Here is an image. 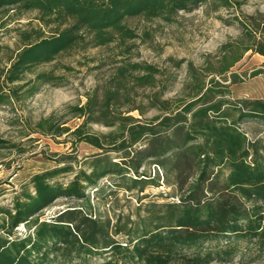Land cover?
Returning <instances> with one entry per match:
<instances>
[{
  "label": "trees",
  "instance_id": "trees-1",
  "mask_svg": "<svg viewBox=\"0 0 264 264\" xmlns=\"http://www.w3.org/2000/svg\"><path fill=\"white\" fill-rule=\"evenodd\" d=\"M232 1L0 0V12L9 7L37 10L45 25L65 23L48 36L34 30L31 39L29 32L23 33L24 44L6 74L8 83L21 81L33 66L73 48L115 41L124 57L100 103L95 88L84 104L69 107L73 116L83 119L72 130L55 126L51 117L37 122L41 134L69 132L73 141L88 142L102 152L88 162V171L80 169L67 183L51 178L68 167L33 174L28 182L32 190L23 187L11 207H0V264H89L94 257L100 258L97 264H210L264 257V138L250 140L238 125L245 119L264 120V99L233 100L229 89L230 83L242 81L230 69L245 52L264 55V20L243 16L239 37L222 44L212 59L207 56L200 69L190 62L182 96H163L166 85L155 65L124 62L138 37L125 24L127 18L170 21L178 11L210 2L240 5ZM53 79L44 71L35 75L38 82ZM129 85L151 88L147 99L149 108L156 109L154 115L129 114L144 113L140 106H130ZM9 91H0V105L16 95V88ZM99 121L111 129L103 135L86 130L89 122ZM7 147L9 142L0 138V149ZM148 161L162 171L164 184L172 187L177 200L143 204V197L136 195L139 204L132 214L108 216L91 206L85 211L81 201L86 189L107 175L129 177L126 190L139 193L147 184L159 185L158 175L139 172ZM59 197L76 202L50 220H40L41 211ZM19 225L24 233L17 231Z\"/></svg>",
  "mask_w": 264,
  "mask_h": 264
},
{
  "label": "rangeland",
  "instance_id": "rangeland-1",
  "mask_svg": "<svg viewBox=\"0 0 264 264\" xmlns=\"http://www.w3.org/2000/svg\"><path fill=\"white\" fill-rule=\"evenodd\" d=\"M235 1L240 2V5L232 3L224 7L218 2H210L191 11L181 10L173 14L170 21L161 17L127 18L125 24L138 37L132 41L130 53L126 54L127 59L123 61H144L155 65L161 70L158 77L166 85L163 96H182L190 62L196 70L200 69L207 56L212 59L222 44L239 37L242 29L240 20L246 22L243 16L253 15L257 20H264V0ZM38 15L37 10H21L16 7L0 12V91L10 92L9 88H16V95L10 103L0 105V138L11 145L0 149V207H11L23 187L32 190L28 182L33 174L68 167V171L51 178L52 182L67 183L80 169L88 171V162L102 150L85 141H73L69 132L60 136L41 134L36 131V124L43 118L51 117L55 126L61 124L72 130L83 119L73 116L69 107L84 104L87 94L95 88V101L100 103L117 66L123 64L121 61L124 57L120 55L123 47L114 41L107 45L73 48L62 52L50 62L33 66L30 72L22 75L21 81L8 83L6 74L24 44L23 33L29 32L31 39H34V30L48 36L55 29L65 26V23L57 25L56 22L45 25L38 19ZM177 61H181L179 65H176ZM230 70L242 79L230 83V97L233 100L264 99V55L247 51ZM255 70L261 72L252 75ZM42 71L50 73L54 79L49 82L35 81V75ZM31 86L34 89L29 91ZM128 92L130 106H140L144 112L140 115L137 110L131 111V116L148 118L156 113L155 108L148 106L147 96L151 88L129 85ZM238 125L250 140L264 138V120L245 119ZM110 129L103 121L86 125V130L98 135ZM104 142H108L107 139ZM140 143L142 146L143 142ZM116 154L108 152L110 157ZM139 172L154 178L158 175L159 185L147 184L143 192L139 193L126 190L129 177L120 179L117 175H107L98 181L95 188L90 186L86 189V199L81 201L85 211L88 212L91 206L94 210L106 212L108 216L118 211L132 214L139 204L136 195L143 197L140 201L143 204L177 200L171 196L172 187L164 184L162 171L153 163L146 162ZM75 202L74 198L59 197L41 211L39 218L50 220L58 211ZM17 231L24 233V226L19 225ZM99 261V257H94L89 264H97ZM210 264H264V257L253 262L235 259Z\"/></svg>",
  "mask_w": 264,
  "mask_h": 264
}]
</instances>
